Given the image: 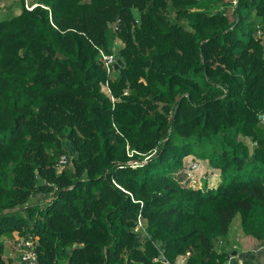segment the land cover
<instances>
[{
	"label": "trees",
	"instance_id": "16d2710c",
	"mask_svg": "<svg viewBox=\"0 0 264 264\" xmlns=\"http://www.w3.org/2000/svg\"><path fill=\"white\" fill-rule=\"evenodd\" d=\"M189 155L217 187L182 182ZM238 215L264 243V0H23L0 18V264L14 233L38 264H225Z\"/></svg>",
	"mask_w": 264,
	"mask_h": 264
},
{
	"label": "built area",
	"instance_id": "2783aa9c",
	"mask_svg": "<svg viewBox=\"0 0 264 264\" xmlns=\"http://www.w3.org/2000/svg\"><path fill=\"white\" fill-rule=\"evenodd\" d=\"M230 2V7L233 8L237 5L238 0H228ZM28 9H32L35 5H26ZM224 9V7H222ZM258 36H262V30L258 26ZM101 55L103 59L105 60V67L107 70V73L110 74L112 70L115 68V63L117 62V57L115 53H106L103 50H101ZM106 86V88H105ZM103 89L111 96L112 100L114 101V97L111 94V89L109 87V83L107 82L104 86ZM61 164L60 168L64 166V164L67 162V157L66 155H63L61 157ZM202 161L198 159L196 156H193L192 158H188L187 160L183 161V168L181 170V173L184 175V179L182 180L183 183L187 184L189 187L193 189H199L203 187V180L208 179L212 177L210 174H206V172L202 171ZM196 172V176L194 177L193 175ZM144 225L142 222H139V227L136 228L138 230L139 228H143ZM17 247L19 250V255H20V261L22 264H38V253L35 249V239L34 238H29V239H24L21 243H17ZM237 248L236 245H234V248L232 251L234 252L235 249ZM163 255V253H162ZM171 264L170 262H168ZM176 264V263H175ZM177 264H187L186 263H177Z\"/></svg>",
	"mask_w": 264,
	"mask_h": 264
},
{
	"label": "crops",
	"instance_id": "0c3cea01",
	"mask_svg": "<svg viewBox=\"0 0 264 264\" xmlns=\"http://www.w3.org/2000/svg\"><path fill=\"white\" fill-rule=\"evenodd\" d=\"M241 228L238 226V220L235 221V224L233 221L229 233L218 239L217 244L219 243L220 249L232 251L234 245L237 246L227 264H264V243L252 236L245 235ZM15 240L16 238H13L5 242L4 254L10 260L8 264H22ZM176 263L180 262L177 260Z\"/></svg>",
	"mask_w": 264,
	"mask_h": 264
},
{
	"label": "rangeland",
	"instance_id": "374dc122",
	"mask_svg": "<svg viewBox=\"0 0 264 264\" xmlns=\"http://www.w3.org/2000/svg\"><path fill=\"white\" fill-rule=\"evenodd\" d=\"M31 2L33 0H30ZM23 7V0H0V18H5L11 14H19L20 10L22 9ZM106 88V86H105ZM240 139L244 140L246 143H249L251 144L250 142V139H247L245 138L244 136H241ZM195 155H189L187 157H185L184 160H187L188 158L190 157H193ZM197 157V156H196ZM198 159H200L202 161V171L203 172H206V174H210L212 175V177L208 179H204L203 180V186L206 184H208V186L210 187H217L221 181V170L218 169V168H215L213 167L210 163H209V160L208 159H202L200 157H197ZM67 167V166H66ZM181 175H183L181 173ZM194 177L196 176V172L195 174L193 175ZM184 175H183V179H184ZM185 184V183H184ZM238 220V226H240L241 228V218H240V215H238L235 219H234V224H235V221ZM241 230L243 231V229L241 228ZM244 232V231H243ZM244 234V233H243ZM9 234H5L4 235V238L2 237V240L5 244V242L13 239V238H16V234H12V236H8ZM246 235V234H245ZM17 240H15L16 242ZM228 252H230L231 250H227ZM5 255V254H4ZM6 258H8L6 255H5ZM188 256L187 255H181L179 258H178V261L180 263H185L186 261H188ZM231 257H232V254H231ZM230 257V258H231ZM229 258V259H230ZM229 262H226L225 264H227ZM177 264V263H176Z\"/></svg>",
	"mask_w": 264,
	"mask_h": 264
},
{
	"label": "water",
	"instance_id": "95a60500",
	"mask_svg": "<svg viewBox=\"0 0 264 264\" xmlns=\"http://www.w3.org/2000/svg\"><path fill=\"white\" fill-rule=\"evenodd\" d=\"M120 67H122V60H121V59H118L117 62L115 63V68L118 69V68H120ZM24 239H25V238L23 237V238H22V241H24ZM161 258L164 259L165 256H164V255H161Z\"/></svg>",
	"mask_w": 264,
	"mask_h": 264
}]
</instances>
